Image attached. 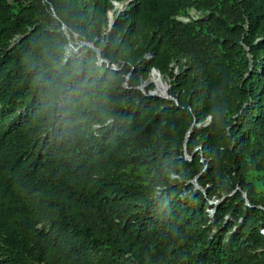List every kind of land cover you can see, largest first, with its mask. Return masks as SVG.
Wrapping results in <instances>:
<instances>
[{
	"label": "trees",
	"instance_id": "16d2710c",
	"mask_svg": "<svg viewBox=\"0 0 264 264\" xmlns=\"http://www.w3.org/2000/svg\"><path fill=\"white\" fill-rule=\"evenodd\" d=\"M128 1L0 0V264H264V0Z\"/></svg>",
	"mask_w": 264,
	"mask_h": 264
},
{
	"label": "rangeland",
	"instance_id": "374dc122",
	"mask_svg": "<svg viewBox=\"0 0 264 264\" xmlns=\"http://www.w3.org/2000/svg\"><path fill=\"white\" fill-rule=\"evenodd\" d=\"M117 4H119L118 7L116 6V3H114V8L112 9L113 11H111V13H114L115 14V19H114V21H112L113 22V25L115 23V20H116V17H117L118 12L122 11L121 12V14H122L124 12V10H122V7L123 6L126 7V4H123V3H117ZM206 15L207 14H205L204 12L198 11L196 9H191V10H189L188 15H182L178 19L182 23L185 24V23H191L192 21H197L199 19H203V18L206 17ZM109 22H110V18H109ZM110 26H111V22H110L109 28H110ZM107 32H110L109 29H108ZM75 39L78 41L77 37H75ZM74 45L76 46V44H70V46H71L70 47L71 48L70 51H72L74 49V47H75ZM161 84H166L167 86H169V88H168V92H169V89H170L169 83L166 80H164V78L159 73L153 72L152 75L150 76L149 80L147 82H145L144 85L141 87V90L145 93L146 90L149 87L154 86V90L151 93H156L159 85H161ZM200 149L201 148L198 147L197 148V151L200 150ZM193 183L196 185V188L198 190H201V188L197 186L196 181H194ZM233 194H235V193H233ZM217 204H218V201L215 200V201H212L210 205L211 206H213V205L215 206ZM209 212L211 214L212 210H209Z\"/></svg>",
	"mask_w": 264,
	"mask_h": 264
},
{
	"label": "water",
	"instance_id": "95a60500",
	"mask_svg": "<svg viewBox=\"0 0 264 264\" xmlns=\"http://www.w3.org/2000/svg\"><path fill=\"white\" fill-rule=\"evenodd\" d=\"M136 0H129L128 1V3H126V6L127 5H130L131 3H134ZM126 9V7H122V10H125ZM121 12L122 11H120V12H118V14H117V17L116 18H118L119 16H120V14H121ZM111 13V12H110ZM110 13H109V18H110ZM112 27H113V22H111V26H110V28H109V31H111V29H112ZM63 30L66 32V28L64 27L63 28ZM93 49H95L94 47H92ZM98 52V56H99V61H100V63L102 64V63H104L105 61L103 60V59H101V57H100V52L99 51H97ZM154 72H156V71H154ZM158 73V72H157ZM167 86V85H166ZM169 88V86H167V89ZM151 95H153V96H156V97H162V98H169V96H161V95H158V94H156V93H151ZM190 134V133H189ZM189 136V135H188ZM196 183H197V181H196ZM197 186H198V184H197ZM199 187V186H198ZM245 199H248L247 198V194H245Z\"/></svg>",
	"mask_w": 264,
	"mask_h": 264
},
{
	"label": "bare ground",
	"instance_id": "6f19581e",
	"mask_svg": "<svg viewBox=\"0 0 264 264\" xmlns=\"http://www.w3.org/2000/svg\"><path fill=\"white\" fill-rule=\"evenodd\" d=\"M113 11V10H112ZM115 19V14L110 13V22L114 21ZM67 31V30H66ZM72 42V41H71ZM75 46V45H74ZM71 47V46H70ZM156 94L161 95V96H168V89L166 84H161L159 85Z\"/></svg>",
	"mask_w": 264,
	"mask_h": 264
},
{
	"label": "built area",
	"instance_id": "2783aa9c",
	"mask_svg": "<svg viewBox=\"0 0 264 264\" xmlns=\"http://www.w3.org/2000/svg\"><path fill=\"white\" fill-rule=\"evenodd\" d=\"M116 6L118 7L119 4L116 3ZM185 24H188V23H185ZM99 63H100V61H99ZM100 64H101V63H100ZM112 69H113V70H118V67H117L116 65H113V66H112ZM211 214H212V212H211Z\"/></svg>",
	"mask_w": 264,
	"mask_h": 264
}]
</instances>
